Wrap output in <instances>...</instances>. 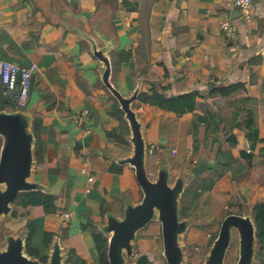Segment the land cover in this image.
Masks as SVG:
<instances>
[{
	"label": "crops",
	"instance_id": "1",
	"mask_svg": "<svg viewBox=\"0 0 264 264\" xmlns=\"http://www.w3.org/2000/svg\"><path fill=\"white\" fill-rule=\"evenodd\" d=\"M67 18L99 45L104 34L115 39L112 80L123 93L130 94L139 79L142 94L155 86L169 96L197 92L195 109L183 114L141 96L134 106L146 123L150 172L166 151L175 172L188 155L193 165L209 161L183 196V212L197 218L188 231L189 259L203 264L209 250L204 234L229 213L253 212L264 201V0H253L250 20L235 0H0V58L38 65L26 107L35 112L36 178L50 185L64 181L57 212L15 204L7 226L18 232L33 223L41 257L50 251L45 232L61 230L68 262L101 264L98 223L108 210L122 214L127 193L138 201L143 191L135 168L116 160L131 153L129 122L101 77L91 43ZM224 18L235 21L236 35L223 30ZM11 97L0 81V108ZM83 109L89 110L86 121L77 123L74 116ZM243 151L252 153L251 165ZM239 165L245 167L235 178ZM206 176L215 183L205 191L200 184ZM196 182L199 194L188 204ZM158 225L150 222L139 238Z\"/></svg>",
	"mask_w": 264,
	"mask_h": 264
},
{
	"label": "water",
	"instance_id": "2",
	"mask_svg": "<svg viewBox=\"0 0 264 264\" xmlns=\"http://www.w3.org/2000/svg\"><path fill=\"white\" fill-rule=\"evenodd\" d=\"M66 24L82 37L89 40L93 53L102 64L99 66L105 85L119 101L125 118L128 120L132 143L131 153L117 156L120 163H129L135 168L136 177L142 188L143 196L136 201L131 193L124 197L121 215L112 210L106 212V221L98 223L100 231L108 237V259L110 264H147L149 253H138L139 232L154 220L161 222L164 255L168 264H192L190 245L187 242L195 216L183 212V196L194 181L209 166L208 160L191 164L186 156L178 171L171 163V154L160 153L158 169L150 172L148 158L150 144L146 135V123L134 106L142 92V79L130 93H123L112 80V60L109 51L115 46V39L104 34L103 45L86 29L66 19ZM33 108L16 107L10 100L0 108V232L4 228L3 243L0 238V264H72L68 262L69 252L61 242L62 231L58 230L50 243L47 260L28 252L29 226L14 232L4 220L12 218L15 201L23 191L41 190L58 197L62 191V182L50 185L36 178V134L33 121ZM257 223L249 207L243 213H229L221 223L218 235L209 247L203 264H226V258L236 235L239 238V259L236 264H260L257 254L260 242ZM238 233V234H236Z\"/></svg>",
	"mask_w": 264,
	"mask_h": 264
},
{
	"label": "trees",
	"instance_id": "3",
	"mask_svg": "<svg viewBox=\"0 0 264 264\" xmlns=\"http://www.w3.org/2000/svg\"><path fill=\"white\" fill-rule=\"evenodd\" d=\"M163 86H155L153 92L150 94H140L142 100L145 102H150L152 104H157L163 108L173 110L178 114H183L187 111L194 110L197 103V92L190 91L181 93L178 95H166L165 91L162 90ZM200 121H205L206 119L202 116L199 117ZM242 155L249 160V165L252 164V153L243 151ZM245 166L239 165L238 167H233V175L236 178L237 173H239ZM215 180L211 177H203L202 188H210L214 185ZM57 197L53 194L46 193L41 190L34 191H23L20 193L15 201V204H22L23 206H31L41 204L44 206L47 213L57 212L58 205L56 203ZM14 214V211H13ZM253 215L257 223V234L260 242V250L257 254V258L260 264H264V201L257 203L253 208ZM30 228V235L27 241L28 252L33 255L40 256L38 249L33 245L32 237L36 230V226L33 223L28 224ZM55 234L50 230L45 232V244L50 245L53 236ZM95 241L100 254L101 264H110L108 259V237L105 236L101 231L95 234ZM216 238V237H215ZM41 257V256H40ZM42 260L46 261L47 256L41 257Z\"/></svg>",
	"mask_w": 264,
	"mask_h": 264
},
{
	"label": "built area",
	"instance_id": "4",
	"mask_svg": "<svg viewBox=\"0 0 264 264\" xmlns=\"http://www.w3.org/2000/svg\"><path fill=\"white\" fill-rule=\"evenodd\" d=\"M235 2L243 17L250 20L253 15V0H235ZM221 26L225 32L233 36L236 35L237 26L233 19L224 18L221 21ZM37 69L38 65L35 62L29 65H20L12 60L0 58V81L6 91L11 94V100L16 107L24 109L28 106ZM88 113L89 110L83 109L75 114L74 120L77 123H83L86 121ZM82 170L87 172L86 167H83ZM88 179L90 183L94 180L92 175H89ZM65 216L70 219L71 213L65 212Z\"/></svg>",
	"mask_w": 264,
	"mask_h": 264
},
{
	"label": "rangeland",
	"instance_id": "5",
	"mask_svg": "<svg viewBox=\"0 0 264 264\" xmlns=\"http://www.w3.org/2000/svg\"><path fill=\"white\" fill-rule=\"evenodd\" d=\"M1 106L2 105H0V107ZM197 185H198L197 182L194 183L191 187L192 190L189 192L188 196L185 197L188 204H189L192 197L199 194L198 187H196ZM200 185L202 187V183ZM204 190H202V191H204ZM184 211L186 212V210H184ZM185 212H184V214H185ZM10 219L11 218H9V219L7 218L4 220V227L5 228L7 226V223H10L9 222ZM220 227H221V223H219L217 226H214L213 228L209 229V230H211L209 234H204V236L207 239V243H209L208 248L210 247V245L214 241L215 237L218 235ZM150 228H152V227H149V229ZM4 232H5V230L3 228L0 232V238H1L2 243H3V238H4ZM190 234L192 235L193 233L186 234V239H188ZM236 234H238V233H236ZM143 251H148L150 257L152 258V260H150L151 262L149 264H168L166 257L164 255L162 228L160 227V225L157 226V229L153 228V230L149 234H146L145 229L142 231V234L140 235V238L138 239V253H142ZM238 259H239V238H238V235H236L235 240L232 243L230 251H229L228 256L226 258V264H236Z\"/></svg>",
	"mask_w": 264,
	"mask_h": 264
}]
</instances>
